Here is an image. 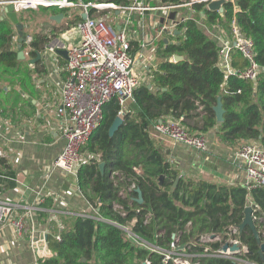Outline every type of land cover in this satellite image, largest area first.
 <instances>
[{
	"label": "trees",
	"instance_id": "1",
	"mask_svg": "<svg viewBox=\"0 0 264 264\" xmlns=\"http://www.w3.org/2000/svg\"><path fill=\"white\" fill-rule=\"evenodd\" d=\"M84 3L116 4L130 7L134 0H82ZM164 5L180 4V0H161ZM224 5V13L207 10L205 3L193 6V15L178 27L180 35L166 34L156 44L154 65L150 68L152 80L144 82L134 92L135 110L123 108L118 100L104 108V120L83 148L86 161L77 172L79 189L85 200L95 208L93 217H65L62 226L48 221L49 213H37V221L48 226L47 244L52 257L40 264H144L146 260L159 264L161 256L137 246L128 240L115 225H131L135 234L152 245L169 249L172 233L181 234V243L198 242L203 236L227 234L229 226H239L245 218L249 192L240 185H221L198 178L187 177L167 158L154 140L151 129L158 120L179 121L190 135L203 136L216 130L219 141L226 147H238L253 141L264 148V0H235ZM43 8L53 14L70 15L67 9ZM178 11L171 14L174 16ZM236 19L243 35L253 42L255 61L260 67L256 81L240 75L249 67V61L237 50L230 52V67L236 74H228L222 66V43L199 22L202 21L215 35L231 36V22ZM20 23L24 19L19 16ZM82 21L81 16L68 24ZM75 26V25H74ZM16 26L5 18L1 20L0 6V112L12 103L10 98L16 86L26 94L33 92L34 73L29 65L18 59L20 42ZM26 35V34H25ZM27 36V35H26ZM28 37V36H27ZM30 56L42 53L48 38L32 36ZM139 50L138 43L133 42ZM174 56L184 59L174 62ZM2 83L8 84L6 92ZM152 87L149 88L148 86ZM17 93L14 101L20 100ZM221 99L225 111L224 122L217 123L214 107ZM34 112L35 107L29 103ZM124 111L123 125L111 138L109 128ZM105 163L104 174L99 164ZM142 167L144 176L135 168ZM11 174L8 160L0 155V175ZM120 173L135 183L143 194L144 203L138 205L136 191L120 195L122 184L116 183ZM163 177L162 186L159 178ZM261 207L264 216V189L250 193ZM122 206L124 217L115 206ZM46 209V204L43 205ZM139 211V212H138ZM149 217V218H148ZM189 225V226H188ZM264 241V222L257 224ZM59 237V239L57 238ZM249 248L243 256L250 264H264L261 251L250 228L239 235ZM212 244V249L220 248ZM203 247H193L202 251ZM203 264H240L225 258L206 257Z\"/></svg>",
	"mask_w": 264,
	"mask_h": 264
},
{
	"label": "built area",
	"instance_id": "2",
	"mask_svg": "<svg viewBox=\"0 0 264 264\" xmlns=\"http://www.w3.org/2000/svg\"><path fill=\"white\" fill-rule=\"evenodd\" d=\"M140 1L134 0L130 7L118 6L113 3H84L82 0H11L8 2L14 6L18 13L25 10H38L43 7H58L69 11L77 8L82 10V14L79 13L82 21H79L68 31V33L78 35L79 41L66 49L68 52L67 77L62 85L61 101L55 106L56 113L61 118V131L66 140V146L53 162L54 170L60 169L77 177L79 167L86 161H83V158L81 161L82 149L102 124L105 106L116 99L125 108L128 101H134L135 90L145 82L141 81L139 68L144 59L145 49L154 45L157 40L163 39L165 34H176L179 25L191 19L195 4L205 3L208 7L210 2L217 0H190L186 4H168L160 8L162 12H167L165 21L161 25L151 28L154 33H146L147 39L138 45V52L133 54L135 38L131 31L133 29L130 26L131 19L129 17L125 23L123 22L124 24H118L115 20V13L125 12L130 15L132 12L146 10L145 7L138 5ZM229 1L237 11L235 0H226V3ZM23 3H26L25 6ZM183 8H186L187 11L180 12L179 10ZM105 11L112 12L105 14ZM175 11L180 13L172 18L171 14ZM84 15L87 16L86 19H83ZM74 17L72 16L73 19ZM199 23L222 43L220 54L222 66L227 70V73L236 74L230 67V52L232 49H237L249 61L248 69L240 77L256 81L260 67L255 61L253 42L243 35L237 26L236 19L234 18L231 22V38L226 34L215 35L202 21ZM151 30L147 29L149 32ZM32 41V36H28L25 40L28 49V52H25L26 57L31 51L29 46ZM124 114L125 112L121 111L119 116L123 117ZM155 135L170 138L175 143L184 144L201 152L208 150L206 138L190 135L183 129L179 121L171 119L156 121L153 126V137ZM235 155L246 174V182L241 185L249 192L246 207L250 206L253 209V220L257 226L264 222V216L261 207L253 201L250 193L253 190L264 189V148L256 142L249 141L241 143L237 147ZM141 169V166L135 168L140 176L143 175ZM114 176L116 183L122 184L120 187L121 196H127L128 193L137 189L136 184L130 183L123 174L115 173ZM45 201V197L39 192L35 203L19 212V206L16 203L0 200V228L9 225L15 235L19 237L28 230L32 231L30 245L34 253L35 264H40V261L53 255L46 241L47 231L39 234L35 230V216L37 217V213L42 211ZM91 208V214H79L78 216L102 220L96 216L95 208L92 206ZM115 209L120 211L122 216L127 215L122 206L117 205ZM115 225L133 244L160 255L159 264H203L201 260L206 257L225 258L240 264H250L243 259V256L249 253V248L240 239L238 226H229L224 237L220 234L206 235L198 242L185 245L181 243L180 233H172L170 248L165 250L159 245L148 243L135 234L131 225L116 223ZM57 238L59 239V237ZM215 243H220V248L212 249L211 245ZM262 243H264L263 240ZM225 245H228L226 251L223 250ZM197 246L203 247V250L194 252L193 247ZM233 246H238V249L232 250ZM144 264L153 263L146 260Z\"/></svg>",
	"mask_w": 264,
	"mask_h": 264
},
{
	"label": "crops",
	"instance_id": "3",
	"mask_svg": "<svg viewBox=\"0 0 264 264\" xmlns=\"http://www.w3.org/2000/svg\"><path fill=\"white\" fill-rule=\"evenodd\" d=\"M9 1L11 0H0L1 12ZM188 1L190 0H180V4H186ZM138 5L145 7L146 10L132 12L130 15L125 14L124 20L120 18L121 13L117 12L115 20L121 24L130 17L132 22L130 26L133 28L131 31L135 42L139 45L147 39L146 33H154L151 28L161 25L166 18L164 16L160 21L162 13L160 8L165 6L161 0H150L147 3L141 0ZM179 11L186 12L187 9L183 8ZM179 11L177 14L180 13ZM68 12L70 17L66 19L64 15L60 24L52 20V16L60 13L53 14V12L39 24L41 29L36 34L47 37L48 43L39 61L31 63V60L36 59L37 56L33 58L30 53L25 59L34 73L33 92L26 94L21 92L19 86H16L14 94L10 95L12 103L5 106L7 111L4 115L0 112V155L5 157L11 166V174L0 175V200L16 203L19 206V212H22L25 207L35 203L37 193L40 192L45 197L47 206L46 209L42 208V211L48 212V221L58 224L59 227L64 224L65 217L68 219L79 214L92 213L91 206L79 190L77 177L60 169L54 170L52 166L66 146V140L61 131V118L57 115L55 108L61 101L62 85L67 77V59L61 52L79 41L78 35L68 31L63 32V23L67 25L68 21L73 19L72 16L82 14V10L77 8ZM27 24L22 23L24 34L34 36L25 31ZM18 36L19 34L17 38ZM165 38L166 34L163 36V39ZM160 40L145 51L147 56L143 53L146 58L143 60L148 63L147 74H143L147 82L152 80L150 68L154 65L156 44ZM18 48L17 43V50ZM23 51L28 52V49ZM4 87L6 92L11 91L8 84ZM19 92L22 93L20 100L14 101ZM29 103L35 107L34 112L29 107ZM127 105L130 108L125 107L126 109L135 110L134 101H128ZM151 130L153 136V128ZM203 136L208 142V150L205 152L175 143L167 137L155 135L153 138L158 147L165 152L168 160L185 176L221 185H244L246 174L235 158L237 147L223 145L217 137L216 130ZM142 170L141 173L144 174ZM35 221L36 233L45 231L48 233L46 223L41 224L36 216ZM31 234L32 231L28 230L19 237L15 235L11 226L1 227L0 264H35L30 245Z\"/></svg>",
	"mask_w": 264,
	"mask_h": 264
},
{
	"label": "water",
	"instance_id": "4",
	"mask_svg": "<svg viewBox=\"0 0 264 264\" xmlns=\"http://www.w3.org/2000/svg\"><path fill=\"white\" fill-rule=\"evenodd\" d=\"M225 3H226V0H217V1L210 2L208 4L207 10L217 11L221 15H223ZM5 18H8L12 22V24H14L16 26V30H17L19 37H20L19 41L20 42L25 41L27 36L24 34V26L20 23L19 13L17 11H15L14 6L8 2L6 3L4 10L1 12V20L5 19ZM63 18H64V14H62V13L52 16V20L55 21L56 23H59V24L62 22ZM86 18H87V16L84 15L83 19H86ZM118 29H120V27H118ZM176 34L180 35L181 32L177 31ZM61 53L63 54V56L66 59L68 58V52L66 50L62 51ZM41 58H42L41 53H38L37 58L31 60V63H35V62L39 61ZM18 59L22 60V61L26 59L25 52L23 51L21 46H19V48H18ZM183 59H184L183 57L174 56V62H179V61H182ZM148 87L151 88L152 86L149 85ZM214 112L216 114L217 123L222 124L224 122L225 111H224L221 99L218 100L217 105L214 107ZM122 125H123V117L117 116L109 128V132H108L109 137L112 138L115 135V133L121 128ZM105 166H106L105 163L99 164V169L103 174L105 172ZM163 179H164L163 177L159 178L160 186H162ZM135 191H136L138 196L134 200L138 205H142L144 203L142 191L140 188H137ZM252 214H253V209L250 206L246 207L245 218H244L243 222L238 227H239L240 233H242L246 228H250L256 242L260 246L261 251L264 252V243H262L260 232L257 229V226L253 220ZM227 248H228V245H225L223 247V250L226 251ZM237 249H238V246L232 247V250H237Z\"/></svg>",
	"mask_w": 264,
	"mask_h": 264
},
{
	"label": "rangeland",
	"instance_id": "5",
	"mask_svg": "<svg viewBox=\"0 0 264 264\" xmlns=\"http://www.w3.org/2000/svg\"><path fill=\"white\" fill-rule=\"evenodd\" d=\"M145 1L147 3L150 0H145ZM118 6L126 7L125 5H118ZM51 12H52L51 10H45L43 8H40L38 10H25L24 12L19 13V15L24 19V22L28 23L25 31H27L31 34H36L37 32H40L41 27H39V24L41 22H43L44 20H46L48 18L49 13H51ZM109 12H112V11H105V14H108ZM166 13L167 12H165V11L161 13L160 21L163 20L164 16L165 17L167 16ZM124 17H125V12H122L120 15V18L122 20H124ZM74 25H76V22H75V24H67V25L65 23H63V29H62L63 32L66 33L67 31H69V29H72L74 27ZM148 48H146L145 51ZM144 55L147 56V54L145 52H144ZM144 59H146V58H144ZM23 61L25 62V60H23ZM25 63H27V62H25ZM147 66H148V63L145 62V60H142L141 66H140V76H141L142 82H144V81L147 82V79L143 75L144 73H146ZM143 71H145V72H143ZM141 72H143V73H141ZM2 85L4 87L6 85V83H2ZM126 107H128V105H126ZM128 108H130V107H128ZM82 158H83V161L86 160V155L83 153V151L81 152V161H82Z\"/></svg>",
	"mask_w": 264,
	"mask_h": 264
},
{
	"label": "bare ground",
	"instance_id": "6",
	"mask_svg": "<svg viewBox=\"0 0 264 264\" xmlns=\"http://www.w3.org/2000/svg\"><path fill=\"white\" fill-rule=\"evenodd\" d=\"M26 3H23V6H25Z\"/></svg>",
	"mask_w": 264,
	"mask_h": 264
}]
</instances>
